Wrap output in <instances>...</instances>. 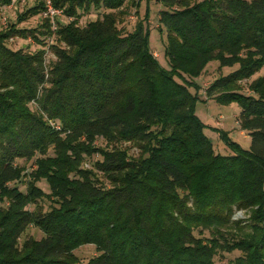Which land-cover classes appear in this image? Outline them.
<instances>
[{"label":"trees","instance_id":"1","mask_svg":"<svg viewBox=\"0 0 264 264\" xmlns=\"http://www.w3.org/2000/svg\"><path fill=\"white\" fill-rule=\"evenodd\" d=\"M140 3L53 0L70 22L52 30L42 18L37 35L15 24L0 31V264H216L232 252L226 264H264V76L243 93L264 69V0H158L168 70L149 48L147 15L130 32L118 27L126 5ZM93 8L106 12L78 26ZM14 35L55 36L54 61L8 49ZM211 62L236 67L204 94L237 105L247 150L218 130L230 154L215 153L195 115L194 81ZM25 176L22 193L12 184ZM236 211L247 217L233 220ZM29 228L42 238L19 245ZM87 244L96 255L79 262L74 251Z\"/></svg>","mask_w":264,"mask_h":264},{"label":"rangeland","instance_id":"2","mask_svg":"<svg viewBox=\"0 0 264 264\" xmlns=\"http://www.w3.org/2000/svg\"><path fill=\"white\" fill-rule=\"evenodd\" d=\"M40 3L38 0H12L11 3L7 6H0V31L6 29L9 25L15 24L17 29L33 31L37 35L39 32H43L41 27V14L31 19H28L25 22L18 23L19 16L27 11L29 8H33ZM134 8L129 6L128 4L125 7L126 15L120 19L118 27L124 29L125 31H132L135 24L143 19L144 15H147L148 20L145 22V25L149 29L148 31V45L150 50L152 51L154 57H156L161 68L168 70V62L164 56L165 49V31L162 29L159 30L158 18L159 12L163 9L158 0H141L140 7ZM103 12H106L102 9H91L86 14H81L78 26L84 27L88 22L94 21L96 18L101 17ZM68 18L61 17L56 20V22H60L61 24H66L68 22ZM40 37V43H37L31 36L26 39H22L16 35L12 36L6 41V46L8 49L12 51L21 50L27 53H34L36 51L42 50L44 51V62L45 65L52 61H54V57L52 55L51 46L55 44V36L52 38H43L42 35H38ZM236 69V67L232 69L224 68L218 69L217 62H211L207 65L204 72L201 76L195 79V84L199 87V97L201 98L195 106V115L205 124L204 133L206 137L211 141L213 149L215 153L221 155H229L230 150L225 146L222 140L219 138L217 131L221 130L223 132L228 133L229 138L239 144L242 148L248 149L250 146V139L244 138L241 135V130L239 126L236 124V117L239 113V108L236 104L231 105H220L213 100H207L204 94L205 89L210 85V83L217 79L221 75H226L232 70ZM264 76V69H262L259 73L253 76L250 81L243 82V93L249 94L247 90V85L254 79ZM192 92H194L192 90ZM218 123V124H217ZM97 148L106 149L109 147L104 140L98 139L95 143ZM125 147V145H123ZM130 154L136 156L138 151L136 149H131ZM100 160L97 154L86 157L83 162V168L92 169L93 164ZM16 164L18 166L24 167V174L29 173L32 170L33 164L31 162H24L23 160H17ZM28 182V177H23L19 182L12 184V186H16L18 190L22 193L26 192V184ZM36 186L42 190L45 194L49 193L48 187L44 181H40L36 184ZM40 208L43 211H47L51 207V203L43 199L38 202ZM3 204L0 202V208ZM29 209H32L30 207ZM247 215L244 212L236 211L233 215V220H240L246 218ZM42 234L39 230L35 228H29L20 238L19 245H21L25 239L34 238L39 240L42 238ZM74 255L77 257L79 262L85 263L94 257L95 247L93 245H83L74 251ZM239 256L238 252H232L230 254L227 253H219L215 257L216 264H226L227 262L233 260Z\"/></svg>","mask_w":264,"mask_h":264},{"label":"built area","instance_id":"3","mask_svg":"<svg viewBox=\"0 0 264 264\" xmlns=\"http://www.w3.org/2000/svg\"><path fill=\"white\" fill-rule=\"evenodd\" d=\"M43 5V11L41 13V17L43 19L50 20L52 30H56L57 24L56 20L58 18L64 17L62 9L55 8L53 5V0H38ZM68 22L71 21L70 18L67 19ZM218 124V123H217ZM236 124L238 125V122L236 121Z\"/></svg>","mask_w":264,"mask_h":264},{"label":"crops","instance_id":"4","mask_svg":"<svg viewBox=\"0 0 264 264\" xmlns=\"http://www.w3.org/2000/svg\"><path fill=\"white\" fill-rule=\"evenodd\" d=\"M241 135H243V137L246 139V138H248V139H250L249 138V136H248V134H247V132H245V131H241ZM244 149V148H243Z\"/></svg>","mask_w":264,"mask_h":264}]
</instances>
